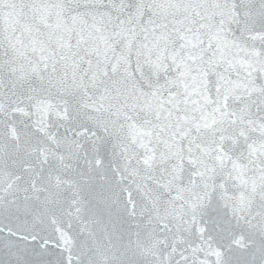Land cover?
Here are the masks:
<instances>
[{
  "label": "snow or ice",
  "instance_id": "obj_1",
  "mask_svg": "<svg viewBox=\"0 0 264 264\" xmlns=\"http://www.w3.org/2000/svg\"><path fill=\"white\" fill-rule=\"evenodd\" d=\"M0 264H264V0H0Z\"/></svg>",
  "mask_w": 264,
  "mask_h": 264
}]
</instances>
